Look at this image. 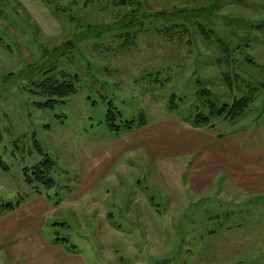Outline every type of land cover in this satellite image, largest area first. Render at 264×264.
Listing matches in <instances>:
<instances>
[{
	"label": "rangeland",
	"instance_id": "374dc122",
	"mask_svg": "<svg viewBox=\"0 0 264 264\" xmlns=\"http://www.w3.org/2000/svg\"><path fill=\"white\" fill-rule=\"evenodd\" d=\"M259 25L264 0H0V205L19 204L0 209V264H264ZM48 79L76 92L42 106ZM247 96L239 117L191 122ZM45 155L54 185L27 183ZM232 168L257 192L217 206Z\"/></svg>",
	"mask_w": 264,
	"mask_h": 264
},
{
	"label": "trees",
	"instance_id": "16d2710c",
	"mask_svg": "<svg viewBox=\"0 0 264 264\" xmlns=\"http://www.w3.org/2000/svg\"><path fill=\"white\" fill-rule=\"evenodd\" d=\"M129 0H120V4H126ZM264 25H259V27H262ZM43 71L42 67H36L33 69L34 75L41 73ZM51 71L50 69H47L46 72L49 73ZM38 86L42 88L43 92L50 98L48 102L45 104H42V106L45 105H51L54 101H57L56 98H66L69 95L76 92V88L72 83H59L54 80H46L39 82ZM213 95L214 92L210 90L209 88L201 89L199 92V95ZM172 99L176 98L175 94H172ZM170 99V105L169 108L171 110H175L177 108L176 103ZM253 99V98H252ZM251 98L248 97H242L239 99H234L232 103H225L222 107L218 106L217 103L210 101L209 102V112L208 115H205L204 113L199 112L197 113L195 119H191L192 123L196 127H202L204 125L209 124L213 119L216 118H236L242 115L247 107L250 105ZM112 105V103H111ZM120 116V112H116L115 109H110L106 115V123L113 129H120L121 126L117 125V116ZM127 129H132V125L135 124V121H125L124 122ZM142 122L138 123L137 125H141ZM35 146L38 150L42 151L40 145L38 142H35ZM46 158H44L38 165H34L31 168H26L24 170L25 173V181L29 184H32L34 182L41 183L47 187H52L54 185V180L51 178L49 172L52 169L54 165V161L48 156L45 155ZM19 204L15 205H0L1 210H14L16 207H18ZM60 241V239H58Z\"/></svg>",
	"mask_w": 264,
	"mask_h": 264
},
{
	"label": "crops",
	"instance_id": "0c3cea01",
	"mask_svg": "<svg viewBox=\"0 0 264 264\" xmlns=\"http://www.w3.org/2000/svg\"><path fill=\"white\" fill-rule=\"evenodd\" d=\"M205 157V160L209 158L208 154H203L202 158ZM218 159V162L223 161V158H220V154L216 156ZM222 164V162H220ZM216 165V167H217ZM239 165V163H238ZM230 169V168H228ZM223 170V169H222ZM218 172L216 178H217V184H216V199H217V206H224L223 203L225 202H230L228 199H226L225 194L228 192H231L233 194V201L235 202V194L236 193H242V192H257L258 187L255 186V176H256V171L254 169L250 168H245V169H240V168H232L231 171L228 170H223V171ZM260 186L258 188L259 191L264 190V180L259 181ZM252 184V185H250ZM242 202V201H240ZM224 208V207H223ZM217 219L220 220L221 217L217 216ZM11 223H16L19 221H29L28 223L24 224H29L30 219H12L9 218L7 219ZM59 245V244H57ZM56 246V245H55ZM66 254H69L68 251L63 250Z\"/></svg>",
	"mask_w": 264,
	"mask_h": 264
}]
</instances>
